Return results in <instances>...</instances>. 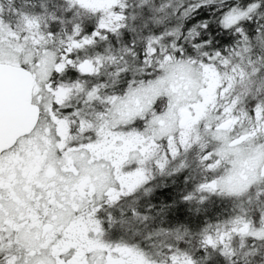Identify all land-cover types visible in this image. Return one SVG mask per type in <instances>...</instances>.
<instances>
[{"label": "snow or ice", "instance_id": "snow-or-ice-1", "mask_svg": "<svg viewBox=\"0 0 264 264\" xmlns=\"http://www.w3.org/2000/svg\"><path fill=\"white\" fill-rule=\"evenodd\" d=\"M0 264H264V0H0Z\"/></svg>", "mask_w": 264, "mask_h": 264}]
</instances>
